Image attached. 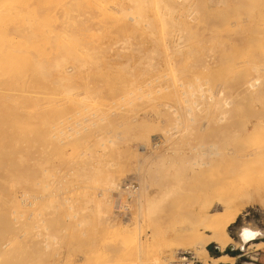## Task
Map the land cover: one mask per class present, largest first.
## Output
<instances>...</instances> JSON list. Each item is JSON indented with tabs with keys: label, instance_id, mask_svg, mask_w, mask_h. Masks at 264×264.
<instances>
[{
	"label": "bare ground",
	"instance_id": "1",
	"mask_svg": "<svg viewBox=\"0 0 264 264\" xmlns=\"http://www.w3.org/2000/svg\"><path fill=\"white\" fill-rule=\"evenodd\" d=\"M165 1L166 0H0V210L2 209L3 211V213L1 212L2 215H0L1 223H7L9 227H11L12 224L16 226V223L18 224L21 219L22 214L19 216L21 209L31 207L34 205L33 203L36 204L34 201L38 198H36L33 194V188L36 186V183L32 170L34 168L35 170L42 169L41 172L35 171V173L42 174L40 176L42 178H46L49 175V171L43 168V166L50 164L54 167L57 173L61 172L64 169V166L72 167L76 172L78 170L77 178H80V184L84 186V188L83 186H77V188H80L82 189L81 191H83L79 192L81 194H78L79 196H77L82 199L83 206L81 204L80 209H83L82 207H84V205H86V209L87 207L90 209V203L93 201H96V203L98 202L97 204H93L95 205V208H92L93 205L91 208L95 209V212L97 211L98 213H102L104 215L105 222H103L102 226L104 223L111 222L109 229L105 227L107 225L103 226L106 228L105 233H107L108 237L106 235H102V237L106 236L109 238L111 233L113 235L114 232H116L110 231V233L108 231L112 230L110 229L113 227V220L111 219H114L113 217H115L113 216V211L111 209L112 202H110L111 200L109 201V196L113 193V191H117L115 185L122 179L123 175H120L122 174V171H119V166H117L118 170L116 168L117 171L114 170V172L110 171L102 173L96 171L95 169V171L90 170L91 168H89L90 164H88V159L91 157L100 158L99 156L101 155L115 153L117 150L116 145L118 144L116 143V138L121 137V132L119 133L117 130L115 131V127H111L114 130L107 127V124L111 122L112 117L115 115V112L113 111L114 106H118L121 101L126 99H131L133 101L132 104H135V102L140 100L142 102V100H146L147 97H151L152 94L159 89V85L162 83H165L166 86L168 85L167 88H165L166 91L170 89L177 90L178 84L182 81L179 80L180 78H174L176 75L169 77L167 74L164 76L162 75L159 78V56L154 59V57L149 56L150 54H147L149 52H159V39L156 41L153 33L156 31L159 34V28L164 29L163 27H167L168 20L173 21V24L175 22L178 23H175L173 26L182 25L181 27H185L186 29V25H190L191 21H196V19H193L192 17L193 14L185 15V10H182L181 12L183 13L180 14H177L174 10H172L173 5H175V3H173L174 0H167V4H165ZM233 1H236V4H233L235 5L233 11L236 10L238 12L240 9L238 10L237 8L244 7V0ZM180 9H178L179 12ZM193 10H196V8ZM190 11L192 12V10ZM244 11L245 10L241 12L244 13ZM199 12L201 13V10H199ZM241 12H235V15L231 13L228 21L223 14L221 15L223 16V19L227 21L224 23H227L226 25L229 28L228 30H230L229 34H231L232 31L237 30L244 34L243 37L240 36V34L243 35L242 33L239 34L240 38H243L241 47L239 48L241 49L240 53L243 55L240 58H234V54H232L234 60L224 63L228 66L226 68H229L232 72L233 69L237 72L238 70L236 68L239 66H242L243 68H251L250 72L247 70L246 72L240 68L246 73L245 76L247 77L242 85H239L241 84L239 83V87L236 86L237 88L241 87L239 101H237V99L234 101L224 102L222 100V89H224L223 83L221 81H211V74H209L211 78H209L210 76L207 74L209 76V79L207 78L209 81L202 85L199 84V88L197 90L195 89V92L200 94V99L198 98L200 100H198L200 104L197 101L194 103H191L190 101L189 103L191 104L188 102L186 103L189 104V107L191 106V108L187 110L190 115L193 114L194 110H199V108L201 109V106H203V109L204 107L208 108V106L210 108L213 107L214 110H212L211 113L208 108L210 115L206 116L207 122L196 130L195 133L191 132L193 134L192 136L197 135L200 137H203L208 133H212V140L210 139V142L204 141L206 143L198 145L195 142V146L190 144L193 147L190 149L188 148L189 152L187 157L185 156V152H187V150L184 152V150L182 151L181 149L183 146L179 148V151L174 150V153L178 155V159L181 156L186 161H184L186 165H182L185 167L188 175L192 174L193 177L196 174H200V177L201 175H204L208 187L206 189L175 190V192L178 191L177 193H180L181 196L184 197V199L181 197L182 201H185L186 198H190V200L192 199L193 201L195 199V202L191 204L190 207L186 208H189V210L184 213L185 215L180 217L179 214L181 223L178 225L175 224L176 226H173L172 228H169L168 225L164 226V228H168H165L166 230L162 232V237H159V248L155 249L158 250L156 255L151 254L150 252L149 256L143 255L145 250H147L148 253L151 242L154 244L153 248L156 247V238H152V236L157 237V235H154L153 233L151 238H144V240L146 239L144 243L140 241L141 243L138 244L139 240L136 242L139 246V250L137 251H141L143 254L140 253L141 255H139L137 253L135 254L136 257H133V255H128L125 252V256L122 259L108 256L107 259L105 258L107 261H105L104 264H187V258H180V255H191L193 256V259L200 264H235L237 259L231 257L230 255L224 254L221 257L213 258L209 253V247L211 245H216L221 250L220 252H224L228 248H234L236 250H241L242 252L250 249H264V241H261L264 240V231L260 229L246 226L242 227L235 238H233L229 233V229L235 223L237 217L246 208L254 205L264 208V110L259 111L258 109L257 105L260 103V100L259 102L257 100L246 105L247 102H249V100L247 101L249 97L263 95L264 93V90H262L263 86L261 85L264 83V80L263 82L261 81L263 76L261 80L251 77L256 73H264V64L254 65L253 62L256 60L257 55L254 53L252 45L255 40V36L258 34V27L260 23L259 19L255 18V16H252L251 14H245L244 16ZM201 14L200 17H202ZM262 19H264V17ZM198 22L200 21L198 20ZM166 29L167 28H165V31ZM113 30H117L119 33H116L118 34L127 32V34L133 36L134 39L135 37L132 35V32H136L140 35V37H147L149 39L153 38L155 40L153 43H158V45L156 43L157 47L152 49L153 51H147L139 57V60H137L132 68L133 70L130 68L132 71H137L134 77L135 79L132 78V80H130L131 78L129 77L131 76H128V81L126 76L122 77L119 75L118 77L115 73H113V70L116 68V66L114 67L115 64H111L113 60L109 59L105 55L107 52L105 53L103 50L102 53L105 54L100 55L101 53L99 49L102 48L95 45L97 41L104 39V37H102L104 34L98 36L96 33L111 31V35L108 34L111 37L116 35V33H114L115 31L112 32ZM183 31L184 30H182V32ZM176 32H178V30ZM131 36L129 38H132ZM124 40L126 41V39ZM123 42L124 41H122L119 46L121 44V46H123L124 44V46L127 47L125 49H128V51L132 49V43H130V48H128V42L127 45ZM137 42H139V40ZM177 45L176 48H173L177 49ZM108 49L111 51V48H107V51ZM175 49H172V51ZM180 49L181 48L177 50ZM227 49L226 51H228ZM131 51L132 53L136 52L134 50ZM131 51H129V53L127 52V55L129 54V56H131ZM175 52L177 51L175 50ZM195 52L193 54H196ZM137 54L140 55L142 53ZM258 55L264 61V53L262 54L261 52L258 53ZM225 57L233 59L230 56ZM115 58L114 59L117 62L121 61L122 59L120 60V58L123 57ZM144 58L146 61H144ZM211 58L215 59L216 57L211 56ZM211 58L209 61L212 60ZM230 59L227 58L226 60ZM262 59L258 58L260 63H263ZM125 62L128 61L125 59ZM207 63L208 61L205 62V64ZM137 64L138 66L136 67ZM162 64H164V67L166 66L171 73L174 71V69H172L173 64L170 59L165 58ZM119 67L120 66H118V68ZM217 70L215 69L214 71ZM256 75L258 76V74ZM213 76L216 77L217 75ZM136 77H138L137 80ZM123 78L126 80H123ZM134 80L135 82L132 83ZM185 82L186 81L181 84H184ZM183 88L185 89L186 86ZM188 88L190 90L194 89V87ZM162 89L163 88H161V91ZM236 93L235 95H238ZM173 96H175V93ZM174 112H176V109ZM174 112L171 113V116H173L172 114H175ZM161 115H158L159 119ZM197 115L200 116L199 114ZM193 116L196 117V114L191 117ZM128 118L130 119L131 116ZM186 119L188 120L187 122L190 123L189 120L192 118ZM145 122L147 121H145L143 117L141 118L140 116H136L134 119L132 118L129 123L127 122L128 125L127 123H122V125H126V127L129 126L135 130V135L133 137L134 141L136 142V146H138L142 151L144 150L147 157L149 156V158H146L144 161L141 157V160L144 162L143 165L147 166L144 168H149V164L158 159V157L156 154L152 152L148 153L147 151L148 143L145 139H148L149 142L150 137L146 138V136L137 133L138 129L143 126ZM146 124H148V122ZM212 124H215L214 127L211 126ZM103 127L110 128L111 132H108L109 130L107 129H105V131H101ZM106 133H113L110 141L113 146H109L110 148H108V141H104L107 138ZM187 133L191 136L190 132ZM210 136L211 135H209V137ZM169 138L170 137L167 139ZM183 140H181L182 143ZM255 140L259 143L257 142V144H253ZM130 141L128 142L130 143ZM125 142L127 141L125 140ZM165 145H167L166 141ZM68 150L72 152L70 157L67 156ZM77 154H81V157L79 158L75 156ZM166 154L167 153L163 154V152L162 154L160 153L159 159L166 160L171 157L169 154ZM183 159L180 158V160ZM141 160H139L140 165ZM33 161H36L35 167H32ZM149 169H145L144 171L141 168L143 171L140 172V175L137 173L139 175L137 176L141 177V180L148 185H157V182H155L156 180L153 179V175H155V173L152 175L151 171L149 175ZM179 171H181V169ZM182 172L181 175H183ZM151 175L153 177H149ZM157 176L159 177L161 175ZM198 177L199 176H197V178ZM59 185L62 186V183H59ZM95 185L96 188L97 185H102L103 188H105L107 193L105 198L99 199L96 195L93 199V193L95 192L92 193L90 191L93 189L94 191L97 190H95ZM158 185L154 186L158 189ZM97 191L99 194V189ZM169 192H171L170 189H159V194L162 195H167ZM101 193L102 191L100 194ZM49 202L46 203L52 205V208L58 207L56 205L58 203L55 204L54 201H52L50 204ZM68 208L73 209V207L70 206ZM68 208H66V210ZM173 208L174 207H172V210L174 212L175 208ZM69 211L73 213L72 210ZM69 213L67 214L69 215ZM177 213L178 212L176 211V214ZM161 216L162 214L160 217ZM73 217L78 218L77 215L72 214L70 219ZM162 217L159 218V226L161 222H163ZM171 217H173V215ZM176 219L177 218H175V220ZM84 222H86V220L83 221V223ZM80 223L78 224L82 227V223ZM116 227L117 226L113 229H116ZM137 228L139 227H136L135 231ZM53 229L51 228V230ZM128 229L129 228L126 227L125 230L122 229L120 231L121 233L124 230L122 235L125 233V237L123 235L125 239L120 237L118 234L120 229L117 231L118 233L116 232L118 235L116 233L114 235L116 237H120L117 238L118 240L123 238V240H125L124 243L129 241V239L131 241L132 239L129 238L130 236L127 235L128 238L126 237V233H130L129 230H131ZM4 230L5 231L4 233L2 232V235L0 233L2 237L1 241H4L0 243V264H17L18 260L16 261V254L10 255V253L13 252L14 244H16V240L19 239L17 238L18 235L16 234L14 237L15 233L8 231V229ZM54 231L55 230H53V233ZM135 231H132L135 234L134 236H136ZM108 232L110 234H108ZM138 232L139 231H137V235ZM65 234H67V232ZM112 235L110 238L114 237V235ZM144 235H146V233ZM27 237L31 238L29 234ZM97 239H100V237ZM117 239H115V241ZM126 239L128 240L126 241ZM47 240L48 238H46V241ZM57 241L59 240H53L55 244L58 243ZM179 241L182 242L180 243ZM60 242L63 243L64 241ZM60 242L58 244L62 245ZM133 242L135 243V241ZM74 245L76 247L75 243ZM95 245L93 250L97 251V247H95ZM78 246L79 245H77V247ZM138 246H136L135 249H137ZM77 250L79 253H77L75 256L76 258L74 259H77L78 257L82 261L84 260L85 264H88L90 259L92 260V258H95H91L93 251L91 249L89 250L90 252L87 250ZM71 251L65 258L66 263H69L71 260L70 256L72 257L71 254H73V251L75 250ZM94 255L95 254H93V256ZM6 256H9V258ZM22 260L23 259L19 260V262H22ZM99 260L96 258V261ZM96 261L94 262L96 263ZM59 262H61V258L59 259ZM98 263L100 262H97V264Z\"/></svg>",
	"mask_w": 264,
	"mask_h": 264
},
{
	"label": "rangeland",
	"instance_id": "2",
	"mask_svg": "<svg viewBox=\"0 0 264 264\" xmlns=\"http://www.w3.org/2000/svg\"><path fill=\"white\" fill-rule=\"evenodd\" d=\"M173 3H175V5H173L172 10H174L177 14L183 13L181 11L185 10L184 14L185 15L186 14L187 15L193 14L192 17H193V19H196V21H191L190 23L191 24L193 23L192 25L191 24L190 25L185 24L187 27V29H186L185 27H181L182 25H178L179 27L177 25L173 26L177 22H175L173 24V21L168 20L167 27H163L164 29L159 28V34L156 31H155L156 33L155 32L153 33V36H155L156 41H158L157 39H159V52H157V53H154V52L150 53L149 51L152 49H155V47H157L158 43L156 42L157 43V45H156V43H153V42H155V40L153 38L149 39L147 37H142V36L140 37V35L136 32H132L133 33L132 35H134L135 39L133 38V36L127 34V32H122V33L118 34L119 32L117 30L112 31V32L115 31L114 33H116V32H118V33H116V35L112 33L115 36H111V37L108 35L111 33V31L110 32L109 31L104 32V33H102V32L96 33L98 36L104 34L102 36V37H104V39L97 41L95 45L102 48V49H99V51L101 53L100 55H104L107 52V54H105V55L109 59L113 60L111 62V64H113V65L115 64L114 67L116 66V68L118 69L117 70L115 68L117 71L114 69L113 73H115L118 77L120 75L122 77L126 76L127 80L129 78H131L130 80H132V78L135 79L134 77H135V74L137 71L136 72L132 71L133 70L132 68H133L134 64L137 62V60H139V57L141 55H143V53L148 51L149 53H147V54H150L149 56L154 57V59L158 58V56H159V61H160L159 62L160 63L159 78L162 75L164 76V75L168 74L169 77H172V75L173 76L176 75L174 78L177 77V78H180L179 80H182L178 84L177 90H175V89L171 90L170 89V90L166 91L165 88H167L168 85L166 86L165 83L164 84L162 83L159 85V89H157L152 94L151 97H147V99L142 100V102L140 100V101L135 102V104H132L133 101L131 99L130 100L126 99V100L121 101L118 104V106H114L113 111L115 112V115H114V117H112L111 122H109L107 124V127H110V128L115 127V131L117 130V132H119V133L121 132V134H120L121 137L116 138L117 139L116 143L118 144V145H116L117 150L115 151V153H109V154L101 155V156H99L100 158H92L91 157L90 159H88V161H89L88 164H90L89 168H91L90 170H93V171L96 170V171L102 172V173L103 172H110V171L114 172V170L115 171L118 170L117 166H119V171H122L121 172L122 174H120V175H123V177H122L123 180L121 179L120 182L116 183L115 187L117 188V191H113V193H111V195L109 196V201L111 200L110 202H112L111 203V205H112L111 209L113 211V216H115V217H113L114 219H111V220H113V223H112L113 227L110 228L112 230H108V231L109 232L110 231L111 232L112 231L117 232L120 229L118 231L119 233L118 232L117 233L120 235V237H123V235L125 233H123V235H122V232H124L125 228L127 227L131 230L128 229L130 233H128V234L126 233V237L128 235V236H130L129 238H131L132 240L130 241V239H129V241H127L128 239H126V241L128 243L127 242L124 243L125 240H123V238L125 237V235L123 238H121V240H122L121 241L120 239L119 240L117 239L120 237H118V236L116 237L114 235L116 232H114V234H113L114 237H111V238H110V236L112 235V233L110 232L111 235H109V238H107L108 235H107V233H105V231H106L105 229L106 228L109 229L111 222L104 223L103 226L107 225V226H105L106 228L102 226L103 222H105L104 215L102 213L101 214L98 213L97 211H96L97 212L96 213L95 209H92V208H95L94 207L95 205H93V204H97L98 202L96 203V201H93L92 203H90L91 204L90 209H89V207H87V209H86L85 208L86 205H84V207H82L83 209H80L81 204H82V199H80V197H77V196H79L78 194H81L79 192H83V191H81L82 189L77 188V186L82 187L83 185L80 184V180H79L80 178H77L78 170L76 172L74 168L64 166V169L61 172L57 173L56 170L54 169V167H52V165L46 164L43 166V168H45L49 171L48 176L51 175L50 177L47 176L46 178H42L40 176L42 174H39V173L36 174L35 173V171L41 172L42 169L35 170V168H34L32 170V174H33V177H34L35 183H36V186L33 188V194L36 196V198H38V199H36V201H34V202H36V204L33 203L34 204L33 206L21 209V211L19 212V216L22 214L21 219H20V222H18V224L16 223V226H14L12 224L13 226L11 225V227H9V225L7 223L3 224L0 222V233H1V235H2V232L4 233V231H5L4 229H6V230L8 229V231L15 233L14 237L16 236V234L18 235L17 238H19V239L16 240L17 243L14 244L13 252L10 253V255L16 254V261L18 260L17 264H51V263L52 264H60V263L61 264H72V263L73 264H85V261L84 260L82 261L78 257H77V259H74V258H76L75 256L77 255V253H79L77 249H79V251H82V250L86 251L87 250L88 252H90L89 250L90 249L93 250L94 245L96 243L97 244L95 245V247H97L96 248L97 251L93 250L92 256H91V258L92 257H95V258L94 259L92 258V260L90 259V262L88 264L95 263L94 261H96V258H97V260H99V259H101V260L96 261L95 264H97V262H100L98 264H104V262L107 261L106 259L108 256L118 257L117 259H120V258L122 259L125 256V252L128 255H133V257H136L135 254L138 253L139 255H141L140 253H142L141 251H137V250H139L138 244L141 243L140 241H142V243H144V241H146V239L144 240V238L145 237L151 238L153 233H154V235H157V237L152 236V238H156V247L153 248L154 244H153V242H151L150 247L148 249V253L150 252L151 254L156 255V252H158V250H155V249L159 248V237H162V232L164 230H166L165 228H168V227L172 228L173 226H176L175 224L178 225L179 223H181L180 218H179V214H180V217L185 215L184 213L189 210V208L188 209H186V208L190 207L191 204H193L195 202V199H194V201L191 199L192 200L191 201L190 198L188 199L186 197H185L186 198L185 201H182L181 197L183 199H184V197L181 196L180 193H177L178 191L175 192V190H178V189L179 190H182V189H206L208 187V184H207V181H206L204 175H201V177H200V174L199 175L196 174L194 177L192 174H190L191 177H190V175H188V172L186 171V169L184 167L186 165V163H185L186 161L181 156L178 159V155L176 153H174V150L179 151V148L183 146L181 149H182V151L184 150V152L187 150V152H185V154H186L185 156L187 157L188 152H189L188 148L190 149L191 147L195 146L196 143L198 145V144L210 142L212 140L211 139L213 137L212 133H208L203 137H200L197 135L192 136L193 134L191 133V132L195 133L196 130H198L201 126H203L207 122L206 116H209L211 111L214 110L213 107H211L212 108L211 109L208 106V108L210 109V113H209L208 108L204 107V109H203V106H201V109L199 108V110H194L193 114H191V115L187 112V110L189 108H191V106L190 107L188 106L189 104H191L192 102L194 103L196 101L199 103V101H200L199 100L200 94L195 92V89L197 90L199 88V84L200 85L205 84V82L209 81L208 79L211 78V76H212L211 81H221L224 85V89H222L223 90L222 100L224 102L225 101H234L237 99H238L237 101H239V98H240L239 93L241 92L240 91L241 87L240 88H237V87H239L238 86L239 83H241L239 85H242L245 78L247 77V76H245L246 73L243 72V70H245V71L247 70L250 72L251 68L250 67L243 68L242 66H239L236 68L238 70L237 72H235V69H233V72H232V70H229V68H226L228 66H226V64H224V63H228L231 60H234L235 57L240 58L243 55L240 53L241 49H239V48L241 47V42L243 40L242 37L244 36V34L239 30H237L238 32L232 31L231 34H229L230 30H228L229 28L226 25L227 23H224V22L228 21V18H230L231 13L235 15V12L238 13V12L245 10L246 12L245 11H244V13L241 12L242 15L245 16V14H247V15L251 14L252 16H255V18L259 19L260 24L258 27V34L255 36L256 41L254 40L253 45H252L253 51L257 55L256 56L257 58L253 62H254V65L264 64L263 59L261 57H259V55H258V53H261V52H262V54L264 53V24H262V23H264V21H263L264 19H262L264 17L263 16L264 15V5H262V4H264V0H244V7L237 8L238 10L240 9L238 12L236 10L233 11L235 8V5H233V4H236V1H233V0H223V1H220V0H208V1L207 0H181V1L180 0H174ZM206 3H208V4H206ZM165 4H167V0L165 1ZM189 6L191 7V9ZM192 6L194 8H196V10H193L194 8ZM239 6H242V5H239ZM188 7H189V9H188ZM180 8H182V9H180ZM178 9H180V12ZM198 9L201 10L202 14L199 12ZM230 9H231V11H230ZM190 10H192L193 13ZM214 10H216L217 12ZM220 10H221V12H220ZM203 11L204 12L207 11V12L204 13ZM194 14H195V16H194ZM200 14L202 17H200ZM222 14L225 16V18H227V21L225 19H223V16H221ZM214 16L216 17V19ZM220 17H221V19H220ZM214 19H215V21H214ZM198 20L200 22H198ZM168 23H169V25H168ZM210 23H213L214 25L210 24ZM199 25H201V26H199ZM214 26H215V28H214ZM208 27H209V29H208ZM165 28H167L166 31H165ZM259 28H261V29H259ZM210 29H212V30H210ZM177 30H178V32H176ZM179 30H180V32H179ZM182 30H184V31L182 32ZM234 32L238 33V34H235ZM240 33H242L243 35H241ZM122 34H123V36H122ZM239 34H240V36H242L241 37L242 39L240 38ZM130 36L132 38H129ZM137 36H138V38H137ZM136 38H137V41L139 40V42L136 41ZM124 39H126V41ZM130 39H134L137 43L134 40H130ZM229 40H231V41H229ZM122 41H124L123 43H126L125 45H127V42H128V48H130V43H132L135 46L137 45L139 48L137 46L135 47V46L131 45V48H132L131 50H134L137 53H142V54L139 55L136 52L132 53V51L129 50V51H131L130 53L132 55L131 56H129V54L127 55V52L129 53L128 49H125L127 47H125L124 44H123V46H121L122 44L119 46V44L122 43ZM183 41H184V43H183ZM115 44H117V45H115ZM175 44L176 45L178 44L177 49H179V48H181V49L180 50L175 49L176 48ZM172 45H174V46H172ZM178 46H179V48H178ZM173 47H175V48H173ZM107 48H111V51H110V49H108V51H107ZM172 49H175L177 52H175V50L172 51ZM202 49H205V50H202ZM226 49L228 51H226ZM102 50L105 53H102L103 52ZM109 51L112 53H110ZM180 51H182V52H180ZM195 51H197V52H195ZM194 52L196 54H193ZM171 53H174V54H171ZM206 53H207V55H206ZM225 54H227V55H225ZM232 54H234V56ZM213 55L216 57L215 59L211 58V56L214 57ZM225 56H230L231 58H233V57L234 58L230 59L229 57H227L230 60H226L227 58ZM115 57H123V58H120V60L122 59L121 61L116 62ZM224 57H225L226 61L224 60ZM165 58L170 59L172 64H173L172 69H174V71L172 73L169 71V69L166 66L164 67V64H162V62L164 61ZM187 58H189V59H187ZM210 58L212 59V60H210L211 62L209 61ZM258 58L262 59L263 63H260ZM125 59L128 62H125ZM206 59H208V60H206ZM144 61H146L145 58H144ZM207 61H208V63L205 64V62H207ZM128 63H129V65H128ZM117 65L120 67L118 68ZM137 66H138V64L136 65V67ZM201 66H202V68H201ZM163 68L166 70H164ZM217 68H218V70H217ZM240 68H242L243 70ZM215 69L217 71H214ZM226 70L228 73L226 72ZM224 72H226V73H224ZM205 74H206V76H205ZM207 74L208 75L211 74V76L209 75L210 76L209 77ZM256 74H258V76ZM256 74H254L256 76L253 75L251 77H254L255 79L261 80L262 76H263V79L261 80L263 82L264 73H256ZM213 75H215V76L217 75V76L214 77ZM128 76H131V77L128 78ZM138 77H136V80L138 79ZM124 78H123V80H126ZM202 78L203 79L205 78V79L203 80ZM228 80H229V83H228ZM184 81H186L184 83L185 85L181 84ZM133 82H135V80L132 81V83ZM187 85H189V86H187ZM261 85L263 86L262 90H264V83H262ZM182 86L183 87L186 86V88L184 89ZM188 87H191V88L194 87V89H192L193 91L190 90ZM161 88H163L162 91H161ZM235 90H237V91H235ZM158 91H159V93H158ZM236 92H238V93H236ZM174 93H175L176 97L173 96ZM235 93L238 95H235ZM181 96H183V97H181ZM191 96H192V98H191ZM197 96H199V97H197ZM255 97L256 98L258 97V98L256 99ZM259 97H260V99H259ZM117 100H118V98H117ZM248 100H249V102H247L246 105L250 104V102H254L257 100L259 102V100H260V103H258V105H257L258 109H259V111L264 110V93H263V95H259V96L255 95L253 97H249L247 99V101ZM190 101H191V103H189ZM186 102H188L189 104ZM185 106L187 109L185 108ZM175 109H176V112H174ZM173 112L175 114H172L173 116H171V113H173ZM161 113L163 116L161 115ZM167 113H168V116H167ZM195 114H196V117L195 116L191 117L192 115H195ZM197 114H199L200 116H198ZM135 115L140 116L141 118L143 117L144 120L148 122V124H146L147 122H145V124H143V126H141L138 129L137 133L141 134L143 136H146V138L150 137L149 142H148V139H145V140H147V143H148V146H147L148 150L147 151H148V153L152 152V153L156 154L158 157V159H156L155 161H153L149 164V168H151V169L144 168L147 166L143 165L144 164L143 161L146 160V158H149V156L147 157V155L144 153V150L142 151L138 146H136V142L134 141V138H133L135 135V130H133L129 126L126 127V125H124L125 126V128H124V126L122 125V123L123 124H125L127 122L129 123L132 118L134 119L136 117ZM158 115H161L160 119L158 118L159 117ZM130 116H131V118L129 119L128 117H130ZM165 116H167V117H165ZM178 116H179V118H178ZM186 116H188V117H186ZM161 118H162V122H161ZM186 118H188V119L192 118L189 120L190 123L187 122L188 120ZM127 119H128V121H127ZM165 121H166V123H165ZM175 121H176V123H175ZM202 122H203V124H202ZM128 123H127V125H128ZM118 125H120L122 127H120ZM214 125L212 124L211 126L214 127ZM188 126H189V129H188ZM107 127H103L101 129V131L102 130L105 131V129H107V130H109L108 132H111V130L113 128H111V130H110V128H107ZM94 130H97V129H94ZM187 132H190L191 136ZM177 133H179V134H177ZM106 134H107V138H106L107 140L105 139L104 141L105 142L108 141V148H110L109 146L112 145V143L110 141H111V138L113 136V133H110V134L106 133ZM174 134L176 135V137ZM207 135H208V137H207ZM209 135H211V136L209 137ZM171 136L173 139L171 138ZM166 137L167 138L170 137L171 139L170 138L169 139L171 141L169 139H167ZM186 138H189V139H186ZM112 140H114V139H112ZM125 140L127 142H125ZM130 140H133V141H130ZM181 140H183V143L181 142ZM128 141H130V143ZM165 141H166L167 145H165ZM204 141H206V142H204ZM121 142H123V143H121ZM257 142L258 141L255 140L253 142V144H257ZM119 143H121L122 146ZM190 144L191 145L193 144V146H191ZM130 152H131V154H130ZM162 152H163V154L164 153L169 154L171 157L170 156H169L170 158L167 157L168 159H166V160L165 159H159L160 153L162 154ZM171 152H172V155H171ZM71 155H72V152L70 150H68L67 156L70 157ZM75 156L80 158L81 154H77ZM141 157H142L143 161L141 160ZM180 158L183 160H180ZM139 160H141V165L143 167L140 165ZM32 164H31L32 167H35L36 161H33ZM182 164H184V166ZM116 168H117V170H116ZM141 168L144 171H145V169H149L150 170L149 175H150L151 171H152V175L154 173L156 176L161 175L159 177L158 176L156 177L155 175H153L154 176L153 179L156 180L155 182H157V185L159 184L158 189L155 187V186H157L156 184H154L155 186L152 184L148 185L147 183H145L141 180V177H138L140 175V172L143 171V170H141ZM76 169H78V168H76ZM180 169H181V171H179ZM184 171H185V173L186 172L187 173L185 174ZM181 172L183 175H181ZM152 175L149 177H153ZM184 175H185V177H184ZM180 176L181 177L183 176V177L181 178ZM197 176H199V177L197 178ZM59 183H62V186H60ZM127 186H130L131 188L129 190H125ZM83 188H84V186H83ZM96 189L97 190L99 189V194H98V191ZM100 189H102V190H100ZM159 189H170L171 192H169L167 195H165V194L162 195V194H159ZM95 190L96 191H94V189L92 191H90L92 193L95 192V193H93V199L96 197V195L98 196L99 199H103L106 197L107 193L105 191V188H103L102 185H97V188L95 185ZM101 191H102V193L100 194ZM52 199H54V200H52ZM45 200H47V201H45ZM43 201H45V202H43ZM52 201H54L55 204L58 203L56 205L58 206L57 208H59V209L52 208L53 207L52 205H49L46 203V202H49L51 204ZM68 201H69V203H68ZM150 201H152V202H150ZM65 204L69 205L70 207H73V209L68 208L69 206H66ZM45 205L47 206V208ZM92 205H93V207L91 208ZM60 206H62V207H60ZM82 206H83V204H82ZM172 207L175 208L174 212L172 210ZM66 208H68V209L66 210ZM179 208H180V210H179ZM84 209H85V211H84ZM69 210H72L73 213H71ZM56 211H58V212H56ZM176 211L178 212L177 214H176ZM1 212L3 213L2 209L0 210V215H2ZM67 213H69V215L71 214L70 216H72V214L77 215L78 218L73 217L70 219V216ZM161 214L163 216V217L161 216L163 222H161V224L159 226V223H160L159 218H161L160 217ZM171 214L173 215V217H171L172 216ZM177 215H178V217H177ZM63 217H65V218H63ZM82 218H83V220H82ZM175 218H177V219L175 220ZM75 219H76V221H75ZM84 219L86 220V222H84L86 225L83 223V221H85ZM79 221L82 223V227H80L81 225L79 226V224H78V223H80ZM114 223H115V225H114ZM28 225H29V227H28ZM167 225H168V227L164 228V226H167ZM53 226H54V229H53ZM115 226H117L116 227L117 230L113 229V228H115ZM245 226L246 227H253L255 229H260V230L264 231V208H261L258 205H254L252 207L246 208L237 217L235 223L229 229V233L231 234V236L233 238H235L237 236L238 232L242 229V227H245ZM136 227H139V228H137L135 231ZM51 228L53 230H55L54 233H53V230H51ZM76 228L79 230H77ZM121 228L124 230L120 233V231L122 230ZM82 229H84V230H82ZM132 231L133 232L135 231L136 236H134L135 234ZM137 231H139L138 235H137ZM55 232H57V233H55ZM66 232H67V234H65ZM69 232H70V234H69ZM109 232H108V234H110ZM83 233L86 235H84ZM145 233H146V235H144ZM28 234L31 238L27 237ZM46 234H47V236H46ZM1 235H0V243L4 242V241H1V238H2ZM102 235H106L107 237L106 236L102 237ZM99 237H100V239H97ZM140 237H142V238H140ZM41 238H42V240H41ZM46 238H48L47 241H46ZM113 238H115L117 240L115 241V239H113ZM52 239L53 240L54 239L59 240V241H57L58 243L60 241H64V242L63 243L60 242V244H62V245H59L58 243L55 244ZM133 239H135V240H133ZM31 240H32V242H31ZM137 240H139L138 244L136 243ZM98 241H100V242H98ZM119 241H121V242H119ZM133 241H135L136 245ZM261 241H264V240H261ZM179 242L181 243L182 241H179ZM179 242H176V243H179ZM74 243L76 244V247H75ZM47 244H48V249H47ZM127 244H129V245H127ZM70 245H71V247H70ZM77 245H79V246L77 247ZM136 246H138L137 249H135ZM84 248L85 249L87 248V249L85 250ZM217 248L218 247L216 245H211L209 247V253L213 258H218V257H221L224 254H226V255H230L231 257L234 256V258L237 259L235 264H252L251 257H253V254H252L254 252L253 249L245 250L242 252L241 250H236L233 248L234 252L229 254L227 252L229 249L228 248V249H226V251L220 252L217 254L216 253ZM71 250H75V251H73V254H71L72 257L70 256L71 260L69 261V263L68 262L66 263L65 258L69 255ZM36 251H37V253H36ZM148 253H147V250H145V253L144 254L142 253V254L145 256H147V255L149 256L150 253L149 254ZM93 254H95V255L93 256ZM6 257L9 258V256H6ZM183 257L187 258V260H188L187 264H200L196 260H194L193 256H191V255H180V258H183ZM39 258L40 259L42 258V259L40 260ZM60 258H61V262H59ZM21 259H23L24 261L22 260V262L20 261L21 262L20 263L19 260H21Z\"/></svg>",
	"mask_w": 264,
	"mask_h": 264
},
{
	"label": "crops",
	"instance_id": "3",
	"mask_svg": "<svg viewBox=\"0 0 264 264\" xmlns=\"http://www.w3.org/2000/svg\"><path fill=\"white\" fill-rule=\"evenodd\" d=\"M251 257L252 264H264V249L254 250Z\"/></svg>",
	"mask_w": 264,
	"mask_h": 264
},
{
	"label": "water",
	"instance_id": "4",
	"mask_svg": "<svg viewBox=\"0 0 264 264\" xmlns=\"http://www.w3.org/2000/svg\"><path fill=\"white\" fill-rule=\"evenodd\" d=\"M229 254H231V253H233L234 252V250L232 249V248H230V249H228V251H227ZM216 253L218 254V253H220V250L217 248L216 249ZM234 257V256H233Z\"/></svg>",
	"mask_w": 264,
	"mask_h": 264
},
{
	"label": "built area",
	"instance_id": "5",
	"mask_svg": "<svg viewBox=\"0 0 264 264\" xmlns=\"http://www.w3.org/2000/svg\"><path fill=\"white\" fill-rule=\"evenodd\" d=\"M130 188H131L130 186H127V187H126V189H128V190H129Z\"/></svg>",
	"mask_w": 264,
	"mask_h": 264
}]
</instances>
